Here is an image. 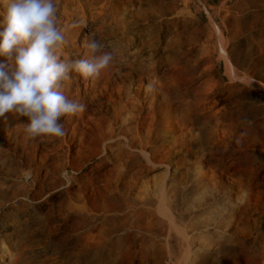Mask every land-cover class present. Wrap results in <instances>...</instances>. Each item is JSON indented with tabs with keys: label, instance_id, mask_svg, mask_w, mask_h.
<instances>
[{
	"label": "rangeland",
	"instance_id": "1",
	"mask_svg": "<svg viewBox=\"0 0 264 264\" xmlns=\"http://www.w3.org/2000/svg\"><path fill=\"white\" fill-rule=\"evenodd\" d=\"M57 15L64 58L88 37L114 59L70 73L85 110L63 137L0 118V264H264V0H59Z\"/></svg>",
	"mask_w": 264,
	"mask_h": 264
},
{
	"label": "clouds",
	"instance_id": "2",
	"mask_svg": "<svg viewBox=\"0 0 264 264\" xmlns=\"http://www.w3.org/2000/svg\"><path fill=\"white\" fill-rule=\"evenodd\" d=\"M58 7L59 0H0V57L6 58L0 62V118H27L23 129L30 138L63 137L62 118L85 110L65 92L70 73L94 80L114 59L88 37L86 58H64L67 27L59 23Z\"/></svg>",
	"mask_w": 264,
	"mask_h": 264
},
{
	"label": "bare ground",
	"instance_id": "3",
	"mask_svg": "<svg viewBox=\"0 0 264 264\" xmlns=\"http://www.w3.org/2000/svg\"><path fill=\"white\" fill-rule=\"evenodd\" d=\"M159 212L173 223V216L171 215V212L164 201H162L159 206Z\"/></svg>",
	"mask_w": 264,
	"mask_h": 264
}]
</instances>
